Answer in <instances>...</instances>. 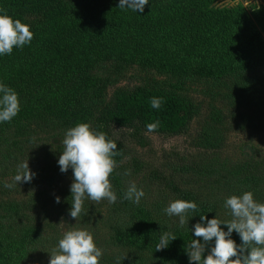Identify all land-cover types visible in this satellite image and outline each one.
<instances>
[{"label":"trees","instance_id":"obj_1","mask_svg":"<svg viewBox=\"0 0 264 264\" xmlns=\"http://www.w3.org/2000/svg\"><path fill=\"white\" fill-rule=\"evenodd\" d=\"M7 1L0 0V9L15 18L10 11L13 7H6ZM213 1L149 0L144 11L136 13L117 8L118 0H46L47 5L54 2V11L50 12L55 15L49 24L52 34L41 39L31 29L30 44L14 47L10 55L0 57V81L18 93L21 104L11 121L0 123V264H48V252L63 235L52 214L59 209L68 212L71 207L66 198L71 195L72 170L61 173L55 169V150L47 147L41 135L60 127L64 118L75 117L46 102L55 75L70 67L74 52L106 42L108 37L119 41L125 35L180 46L190 55L195 52L199 64L192 73L194 85H201L211 94L224 90L225 100L234 109L233 119L251 123L253 129L264 133V7L249 14L243 7L213 8ZM153 96L163 98L159 110L149 107ZM195 111L188 99L176 93L147 87L118 90L93 126L116 142L120 150L109 177L116 174L126 157L123 144L114 137L118 130L142 135L146 124L158 122L152 134L177 135L188 129ZM223 115L219 110L211 114L216 122ZM218 140L215 134L206 147H215ZM26 160L34 177L11 189L2 187L4 182L13 183L18 162ZM235 173L242 185L236 193L252 191L255 200L264 202V156L238 167ZM112 188L117 195L111 206L114 216L99 228L107 229L111 237H106L105 243L100 241L103 254L99 264H189L185 245L193 238L190 229L199 221V215L211 219L217 213L220 220L231 219L214 201L185 191L179 199L197 204V209L188 213L189 226L186 223L179 227L176 216L148 220L136 216L132 203L121 199L118 182ZM56 196L61 198L60 203L55 202ZM102 216L96 213L94 203L85 199L80 226L97 228L95 223L106 221ZM163 231L177 238L167 248L156 251ZM231 238L240 244L235 231ZM208 250L206 245L205 255Z\"/></svg>","mask_w":264,"mask_h":264},{"label":"rangeland","instance_id":"obj_2","mask_svg":"<svg viewBox=\"0 0 264 264\" xmlns=\"http://www.w3.org/2000/svg\"><path fill=\"white\" fill-rule=\"evenodd\" d=\"M7 2L9 7L7 4L6 7L8 10L13 7L10 11L15 18L29 24L41 39L52 34L49 24L55 15L54 2L48 5L46 0ZM211 7H243L252 14L264 7V0H214ZM147 38L150 39L125 35L117 41V37H108L106 42L74 52L70 56V67L55 75L46 102H53L56 110L60 108L65 114L72 112L75 117L64 118L60 127L41 135L47 147L55 150L53 165L59 169L57 160L63 148L61 140L65 130L81 122L94 129L100 114L118 90L147 87L176 93L188 99L196 110L188 129L177 135H137L118 130L114 137L123 144L126 157L116 174L109 177L110 183L118 182L126 189L128 183L134 181L143 188L145 195L139 204H131V209L136 216L148 220L167 217L162 209L170 201L181 198L185 191L214 201L227 213L223 207L224 199L239 195L236 190L242 188L235 171L245 163L263 158L264 133L253 129L251 123L233 119L234 109L225 100L224 90L211 94L201 85H194L193 71L199 64V59L193 55L195 52L190 55L180 46L148 41ZM216 110L224 114L217 117L218 123L211 116ZM215 134L219 136L218 144L207 148V141ZM126 169L129 170L127 176L124 175ZM92 202L96 213L106 218L102 224L95 223L97 228L88 230L99 247L100 241L105 243L106 237H111L107 229L99 228L114 213L112 204L106 200ZM52 220L62 234L71 227L82 228L80 215L76 220L60 209L53 212ZM98 234L99 238L95 237Z\"/></svg>","mask_w":264,"mask_h":264},{"label":"clouds","instance_id":"obj_3","mask_svg":"<svg viewBox=\"0 0 264 264\" xmlns=\"http://www.w3.org/2000/svg\"><path fill=\"white\" fill-rule=\"evenodd\" d=\"M148 3L149 0H118L117 8L142 13ZM30 29L29 24L0 9V57L10 55L14 47L20 49L30 44L33 38ZM163 102L162 97H150L149 107L159 110ZM20 107L18 93L0 81V123L11 121ZM157 126L158 122L146 124L145 134L153 132ZM61 143L63 148L57 160L59 170L61 173L72 170L71 195L66 198L71 205L69 216L77 220L85 199L95 202L104 199L109 204L115 203L117 195L109 176L116 166L114 157L120 152L117 143L107 138L104 132L96 131L83 122L66 129ZM34 175L28 160L20 161L12 177L13 183L4 182L2 187L11 189L16 183L30 181ZM124 175H129V170L126 169ZM144 195L143 188L130 181L126 189H122L121 199L139 204ZM60 200L59 196L55 197L56 203ZM223 207L231 219L220 220L217 213L211 219L199 215V221L192 225L190 231L193 238L185 245L189 264H264V202L255 200L252 191H243L239 195L227 196ZM196 209L194 201L176 199L170 201L162 212L169 217H178V226L183 227L186 223L189 226L188 213ZM222 225L226 226V231ZM233 231L239 235L240 244L231 238ZM176 238L170 232H161L155 250L167 248ZM206 245L209 249L207 255L204 254ZM48 253V264H99L103 254L93 235L80 227L63 231L57 246Z\"/></svg>","mask_w":264,"mask_h":264}]
</instances>
